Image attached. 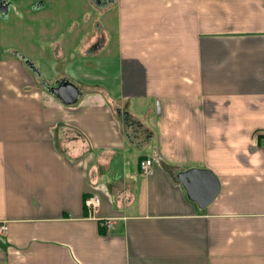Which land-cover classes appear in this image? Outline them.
Returning <instances> with one entry per match:
<instances>
[{
	"label": "crops",
	"instance_id": "crops-1",
	"mask_svg": "<svg viewBox=\"0 0 264 264\" xmlns=\"http://www.w3.org/2000/svg\"><path fill=\"white\" fill-rule=\"evenodd\" d=\"M97 1L0 0V264H264V0Z\"/></svg>",
	"mask_w": 264,
	"mask_h": 264
},
{
	"label": "water",
	"instance_id": "water-1",
	"mask_svg": "<svg viewBox=\"0 0 264 264\" xmlns=\"http://www.w3.org/2000/svg\"><path fill=\"white\" fill-rule=\"evenodd\" d=\"M103 1L107 3L108 0ZM97 2H100V0ZM8 5L6 3L4 6L6 11L8 10ZM27 64L39 72L32 62L27 61ZM46 86L66 104L74 103L80 94L79 88L73 82L64 78L59 84L52 83ZM181 181L187 188L189 196L196 200L202 207L209 204L219 191V182L213 172L208 169L193 168L183 172L181 173Z\"/></svg>",
	"mask_w": 264,
	"mask_h": 264
},
{
	"label": "built area",
	"instance_id": "built-area-1",
	"mask_svg": "<svg viewBox=\"0 0 264 264\" xmlns=\"http://www.w3.org/2000/svg\"><path fill=\"white\" fill-rule=\"evenodd\" d=\"M261 143L264 146V135L261 137ZM140 169L143 174L152 175L154 173V160L152 158H145L140 161ZM86 204L89 208H97L100 205V198L98 195L94 194L91 195L89 198L86 199ZM6 225H0V231L4 232L6 230Z\"/></svg>",
	"mask_w": 264,
	"mask_h": 264
},
{
	"label": "rangeland",
	"instance_id": "rangeland-1",
	"mask_svg": "<svg viewBox=\"0 0 264 264\" xmlns=\"http://www.w3.org/2000/svg\"><path fill=\"white\" fill-rule=\"evenodd\" d=\"M17 12H18V11H17V8H16V11L14 10V16L21 17V16L19 15V12H18V13H17ZM113 20H114V18H113ZM13 36H14V38H15L16 35L14 34ZM8 38H9V37H8ZM8 38H5L7 44H9V42L7 41ZM67 74H69V75L72 76L73 78H76V77H75V74L73 73V71H68ZM85 77H86V76H85ZM86 78H88V77H86ZM69 79H70V77H69Z\"/></svg>",
	"mask_w": 264,
	"mask_h": 264
},
{
	"label": "flooded vegetation",
	"instance_id": "flooded-vegetation-1",
	"mask_svg": "<svg viewBox=\"0 0 264 264\" xmlns=\"http://www.w3.org/2000/svg\"><path fill=\"white\" fill-rule=\"evenodd\" d=\"M62 81V79H59L58 81L54 82V84H59Z\"/></svg>",
	"mask_w": 264,
	"mask_h": 264
}]
</instances>
